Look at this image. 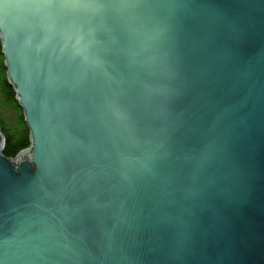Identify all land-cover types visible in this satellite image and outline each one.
Wrapping results in <instances>:
<instances>
[{"label": "water", "instance_id": "water-1", "mask_svg": "<svg viewBox=\"0 0 264 264\" xmlns=\"http://www.w3.org/2000/svg\"><path fill=\"white\" fill-rule=\"evenodd\" d=\"M0 39V264H264V0H0Z\"/></svg>", "mask_w": 264, "mask_h": 264}, {"label": "trees", "instance_id": "trees-1", "mask_svg": "<svg viewBox=\"0 0 264 264\" xmlns=\"http://www.w3.org/2000/svg\"><path fill=\"white\" fill-rule=\"evenodd\" d=\"M17 97L15 87L7 76L0 39V132L4 137L2 153L9 159L16 158L31 147V133Z\"/></svg>", "mask_w": 264, "mask_h": 264}]
</instances>
